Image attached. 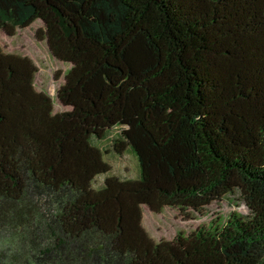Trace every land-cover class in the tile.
I'll list each match as a JSON object with an SVG mask.
<instances>
[{"label": "trees", "instance_id": "trees-1", "mask_svg": "<svg viewBox=\"0 0 264 264\" xmlns=\"http://www.w3.org/2000/svg\"><path fill=\"white\" fill-rule=\"evenodd\" d=\"M70 66L56 93L0 47V264H264V0H0ZM43 32V37L41 33ZM139 165L107 177L103 144ZM233 212L153 241L142 207Z\"/></svg>", "mask_w": 264, "mask_h": 264}, {"label": "rangeland", "instance_id": "rangeland-1", "mask_svg": "<svg viewBox=\"0 0 264 264\" xmlns=\"http://www.w3.org/2000/svg\"><path fill=\"white\" fill-rule=\"evenodd\" d=\"M41 21H36L25 29H16L14 36H8L0 31V47L5 53L28 57L37 68L34 78V88L38 92L50 95L54 101V112L67 110L57 100L56 93L64 83L65 75L70 66L55 59L49 50L47 41L39 39L37 33L43 29ZM43 37V32L41 33ZM105 161L111 171L108 174L98 176L92 186L100 189L107 177L115 176L122 180H135L139 176V165L135 155L127 150L119 155L109 150V143L103 144ZM142 226L155 241H171L177 234L190 235L201 227H208L212 223L222 224L227 221L231 213L239 212L249 216V211L242 200L239 191L226 195L212 202L200 212L188 210L180 212L177 209L166 208L161 213H152L148 207H142ZM1 246H9L0 242Z\"/></svg>", "mask_w": 264, "mask_h": 264}]
</instances>
